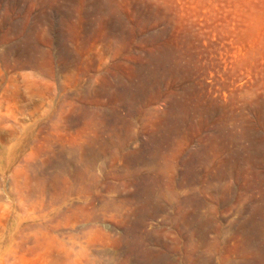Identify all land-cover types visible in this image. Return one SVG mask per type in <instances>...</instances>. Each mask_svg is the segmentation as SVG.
<instances>
[{"label": "rangeland", "instance_id": "1", "mask_svg": "<svg viewBox=\"0 0 264 264\" xmlns=\"http://www.w3.org/2000/svg\"><path fill=\"white\" fill-rule=\"evenodd\" d=\"M0 264H264V0H0Z\"/></svg>", "mask_w": 264, "mask_h": 264}]
</instances>
